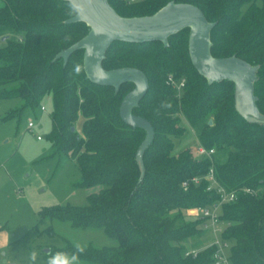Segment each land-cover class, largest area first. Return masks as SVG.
<instances>
[{
  "label": "trees",
  "instance_id": "16d2710c",
  "mask_svg": "<svg viewBox=\"0 0 264 264\" xmlns=\"http://www.w3.org/2000/svg\"><path fill=\"white\" fill-rule=\"evenodd\" d=\"M108 1L122 16H138L170 0ZM174 1L195 4L215 22L210 31L214 56L234 54L258 65L254 94L264 114V0ZM2 2L0 27L16 36L5 35L0 46V98H17L19 104L1 119L33 111L50 95L51 126L44 134L51 149L48 156L75 160L80 175L72 185H102L88 195L86 205L58 204L40 211L42 218L102 229L115 240L114 246L85 245L79 261L213 264L216 245L197 248L206 231L204 219L187 218L184 211L217 203L221 186L236 195L219 206V221L224 223L219 237L233 240L229 264H264V122L247 120L236 111L231 81L208 84L197 72L188 55V28L169 35L167 46L159 40H115L102 60L106 69L131 66L147 76L148 89L133 108L154 130L143 152L141 175L136 151L145 131L119 115L120 101L133 84L123 82L115 91L111 85L91 82L83 70L82 49L65 62L55 58L88 31L84 22H65L75 13L73 5L66 0ZM168 75L184 78L179 91L166 82ZM181 118L197 129L198 143L213 153L197 158L189 149L173 152L172 137L185 132ZM210 169L214 181L208 178ZM187 243L195 253L188 252ZM75 252L76 245L65 240L43 252V259L48 264L54 254Z\"/></svg>",
  "mask_w": 264,
  "mask_h": 264
},
{
  "label": "rangeland",
  "instance_id": "374dc122",
  "mask_svg": "<svg viewBox=\"0 0 264 264\" xmlns=\"http://www.w3.org/2000/svg\"><path fill=\"white\" fill-rule=\"evenodd\" d=\"M1 5L3 4L0 0ZM10 37L16 34L7 28L0 27V45L2 36ZM19 104L17 98H0V264H31L29 257L35 252V264H47L43 252H48L51 246H61L65 240L85 246H114V239L106 235L102 229L75 228L69 222L54 218H42L40 211L54 205L71 204L86 205L89 194L99 191L101 184L87 187H76L73 181L79 178V170L71 157L48 156L50 144L44 134L50 129L49 111L52 108L50 95H45L39 107L26 110L20 116H6ZM32 120L35 125L27 128V122ZM211 120V119H209ZM82 118L76 122L80 130ZM181 124L185 126L184 134L173 138L174 149H189L197 158V129L191 128L184 118ZM40 134L41 139L36 135ZM185 210L187 218L197 217L191 211ZM224 223H220L223 227ZM50 227L51 232L45 231ZM213 234L206 231L199 237L202 248L212 239ZM223 241L222 238H219ZM197 241V239H192ZM226 253L233 240L226 239ZM187 248L195 249L191 243ZM64 255L54 254L49 260L52 264H62ZM79 264H87L79 261Z\"/></svg>",
  "mask_w": 264,
  "mask_h": 264
},
{
  "label": "water",
  "instance_id": "95a60500",
  "mask_svg": "<svg viewBox=\"0 0 264 264\" xmlns=\"http://www.w3.org/2000/svg\"><path fill=\"white\" fill-rule=\"evenodd\" d=\"M66 1L73 5L75 13L65 22H84L88 31L68 47L61 49L55 58L61 57L65 62L70 53L82 49L83 70L91 82L111 85L115 91L123 82L133 84L120 101L119 115L128 125L145 131L136 151L141 175L144 172L143 152L152 141L154 130L150 121L133 113V108L145 95L148 79L145 73L136 67L106 69L102 66L105 51L115 40L135 43L159 40L167 46L169 35L182 28H188V55L197 72L208 84L223 79L231 81L236 111L247 120L264 122V114L259 112L257 97L254 94L258 65L234 54L214 56L211 53L210 31L215 22L207 20L203 11L195 4L170 0L151 14L122 16L108 0ZM1 39L4 40L5 36ZM208 123L210 124L211 120H208ZM71 129L73 130L74 126H71Z\"/></svg>",
  "mask_w": 264,
  "mask_h": 264
},
{
  "label": "built area",
  "instance_id": "2783aa9c",
  "mask_svg": "<svg viewBox=\"0 0 264 264\" xmlns=\"http://www.w3.org/2000/svg\"><path fill=\"white\" fill-rule=\"evenodd\" d=\"M19 40H22V38L19 37ZM184 81L185 80L183 77L179 79H175L171 75H168L167 80H166V82L169 83L172 87H174L177 91H179L183 87ZM39 108L41 110H45V106L42 104L39 106ZM34 125L35 123L32 120H29L27 122L28 129H32ZM36 138L41 139V135L37 134ZM196 151L198 154L202 156H208L209 154L213 153V148L207 149L201 145H198ZM208 178L214 181L211 169L209 170ZM193 180L197 181V178H193ZM183 184H186V182H183ZM217 191L220 193V199L217 203L211 206L192 208L191 211L192 213L195 214V216L201 217L204 219L202 226L206 230V233L210 232L211 234H213L212 239L206 245V246L211 245V244L216 245V249L213 254L214 256L213 264H229L227 253L225 251L228 245L226 241H220L219 239L220 238L219 233L222 230V227L220 226L221 222L219 221V206L224 201L235 199L236 195H235V191H226L221 186H217ZM195 251L196 250L192 248L188 250V252H191V253H195Z\"/></svg>",
  "mask_w": 264,
  "mask_h": 264
},
{
  "label": "clouds",
  "instance_id": "9594fccd",
  "mask_svg": "<svg viewBox=\"0 0 264 264\" xmlns=\"http://www.w3.org/2000/svg\"><path fill=\"white\" fill-rule=\"evenodd\" d=\"M84 251H85V247L77 244L76 252L73 253L71 256H68L67 254H62L64 255L62 264H79V254L83 253ZM36 258H37V255L35 252H33L29 257L31 264H35ZM50 264H52L51 261H50Z\"/></svg>",
  "mask_w": 264,
  "mask_h": 264
},
{
  "label": "crops",
  "instance_id": "0c3cea01",
  "mask_svg": "<svg viewBox=\"0 0 264 264\" xmlns=\"http://www.w3.org/2000/svg\"><path fill=\"white\" fill-rule=\"evenodd\" d=\"M0 6H1V3H0Z\"/></svg>",
  "mask_w": 264,
  "mask_h": 264
}]
</instances>
